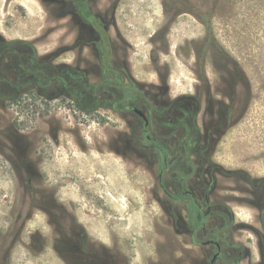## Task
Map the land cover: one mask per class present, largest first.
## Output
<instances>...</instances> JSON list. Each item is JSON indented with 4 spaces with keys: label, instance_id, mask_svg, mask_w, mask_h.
I'll return each mask as SVG.
<instances>
[{
    "label": "rangeland",
    "instance_id": "obj_1",
    "mask_svg": "<svg viewBox=\"0 0 264 264\" xmlns=\"http://www.w3.org/2000/svg\"><path fill=\"white\" fill-rule=\"evenodd\" d=\"M89 4L106 34L60 17L62 2L0 0V43H16L0 47V264H264V0ZM208 28L221 50L200 61ZM52 54L43 73L68 67L80 104L58 83L21 87L28 57ZM235 64L250 89L234 98ZM109 67L154 104L167 168L134 110L92 111L80 82H115Z\"/></svg>",
    "mask_w": 264,
    "mask_h": 264
},
{
    "label": "trees",
    "instance_id": "obj_2",
    "mask_svg": "<svg viewBox=\"0 0 264 264\" xmlns=\"http://www.w3.org/2000/svg\"><path fill=\"white\" fill-rule=\"evenodd\" d=\"M55 2H62L63 5V10L62 14L60 17H64L66 15H71L73 18L77 20L79 23L80 27L83 28H92L96 32H103L104 34L107 33L108 31V25L103 21L100 16H96L89 4V0H51ZM209 27V26H208ZM108 37V34H107ZM16 43H6V42H1L0 47L4 46H10ZM214 46L217 50H221L216 38L214 37V34L212 32L211 28L207 29V36L205 38V43H204V49L203 51L199 53L200 58L199 60L202 61L204 59V56L206 55L207 51L209 48ZM100 57L102 58L105 55V49L100 48ZM56 56V54H52L49 56L45 57H38V56H31L29 58L30 64L35 63L36 66L29 67L24 71V75H26L27 83L25 84L26 87H34L36 89H45L48 88L50 85L54 83H58L61 87L60 90L65 91V95L73 99L77 104H80L82 101H84L87 98V95L84 93V91L76 90L74 93H70L68 90H72V84L74 82L75 76L72 74V72H69L68 67H61L58 68L55 66H52L53 70H66L64 72L54 74L53 75H46L43 73L42 67L43 65L39 62L45 59L53 58ZM47 65V64H46ZM45 65V66H46ZM47 71V69H46ZM107 76L114 75L116 77V81L113 82L109 79V77H104L102 79V82L98 83L97 85H92L89 80L85 77L82 78L80 82V86L85 88L86 90H92L93 91V96L92 100L95 103L92 111H96L98 109H107L110 111H114L116 113H122L124 111L128 110H134L135 108L133 107H127V103H129L130 100H136L138 98L139 102L146 108L148 109V124L145 123L143 120V132L146 134L147 139L151 143V145L155 148V150L162 154L163 157V167L167 168L170 160V151L164 145L163 143H158L157 140L151 136L150 131L153 128V123L155 119L157 118V112L155 111L154 104L151 102L149 98L146 97V95L142 92L141 86L138 84V89L132 90L133 87V82L129 84L124 83V78L118 71H114L111 67L106 69ZM229 74L231 75V78L233 80V97L235 98V94H237V88L242 85L245 86L246 88L248 87L250 89V83L247 79V76L239 65L235 64V69L230 70ZM167 83V82H165ZM107 84H114L119 87V93L115 92L114 90H108L104 95L99 94V90L103 85ZM137 85V84H136ZM166 85V84H165ZM135 87V86H134ZM198 99V97L196 98ZM137 100V101H138ZM235 100H233L232 104L230 105V114L233 115L236 111L234 108ZM243 110L240 112L241 114L238 115L240 117L242 115ZM220 115V120L222 119H227L226 117H223L222 114ZM232 122V121H231ZM233 124V122H232ZM150 130V131H149ZM223 132H219V135H223ZM264 181V180H262ZM246 182L248 183H253V181L249 178H247ZM192 210L194 211L193 214H196L198 217L196 220V225L200 226L204 220H206V216L197 203L193 202L192 203ZM84 243L87 242V239L83 240Z\"/></svg>",
    "mask_w": 264,
    "mask_h": 264
},
{
    "label": "flooded vegetation",
    "instance_id": "obj_3",
    "mask_svg": "<svg viewBox=\"0 0 264 264\" xmlns=\"http://www.w3.org/2000/svg\"><path fill=\"white\" fill-rule=\"evenodd\" d=\"M94 13V12H93ZM96 16H100L99 14H96V13H94ZM100 18L101 19H103L101 16H100ZM108 37H109V35H108ZM22 88L24 87V88H27L25 85H23V86H21ZM136 110H138V111H140V112H142L141 110H139V109H134V112L136 113V114H138V116L140 117V118H142V120H144L145 121V123L146 124H148V119H147V117H146V115L144 114V117H142V116H140V114L139 113H137L136 112ZM21 140H23V137L21 136V138H20ZM14 155L16 156V158H18L20 161H21V164H23L24 166H27L28 165V156H27V154H26V152L25 151H21V153H19V152H17V150L16 151H14ZM18 159H16V160H18ZM216 247H217V249L218 250H220V245H219V243H217V242H212ZM218 253L217 254H215L214 255V257H213V259H212V261H211V264H215L216 263V260H217V258H218Z\"/></svg>",
    "mask_w": 264,
    "mask_h": 264
},
{
    "label": "water",
    "instance_id": "obj_4",
    "mask_svg": "<svg viewBox=\"0 0 264 264\" xmlns=\"http://www.w3.org/2000/svg\"><path fill=\"white\" fill-rule=\"evenodd\" d=\"M136 112L139 113L140 116L144 117V114H143L142 112H140V111H138V110H136Z\"/></svg>",
    "mask_w": 264,
    "mask_h": 264
}]
</instances>
